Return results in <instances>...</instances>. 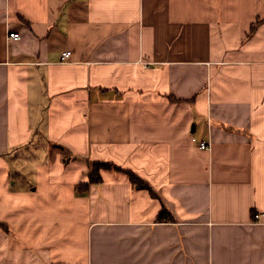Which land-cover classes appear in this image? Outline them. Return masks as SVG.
<instances>
[{
  "label": "crops",
  "instance_id": "crops-1",
  "mask_svg": "<svg viewBox=\"0 0 264 264\" xmlns=\"http://www.w3.org/2000/svg\"><path fill=\"white\" fill-rule=\"evenodd\" d=\"M0 264H264V0H0Z\"/></svg>",
  "mask_w": 264,
  "mask_h": 264
},
{
  "label": "trees",
  "instance_id": "trees-1",
  "mask_svg": "<svg viewBox=\"0 0 264 264\" xmlns=\"http://www.w3.org/2000/svg\"><path fill=\"white\" fill-rule=\"evenodd\" d=\"M110 167H114L116 169H124L125 171H127L129 173L130 179L133 181L134 184H136L138 187L148 188L154 193L151 186L146 181H144L141 177H139L136 173H134V171H132L130 169L123 168V167H121V166H119L113 162H110V161H95V162H93L91 165L90 173H89L90 180L92 182L99 181L101 179L100 169L101 168H110ZM162 210H165V209H162Z\"/></svg>",
  "mask_w": 264,
  "mask_h": 264
},
{
  "label": "built area",
  "instance_id": "built-area-1",
  "mask_svg": "<svg viewBox=\"0 0 264 264\" xmlns=\"http://www.w3.org/2000/svg\"><path fill=\"white\" fill-rule=\"evenodd\" d=\"M8 37L10 39L18 40V39H20L22 37V35H21V33L17 32V31H9ZM70 55H71V51L70 50L63 51L62 59H67V58L70 57ZM193 140L196 141V138L193 137ZM199 146L201 148H203V149L209 148L208 142H206L204 140L199 142ZM256 216H258V215H256Z\"/></svg>",
  "mask_w": 264,
  "mask_h": 264
},
{
  "label": "rangeland",
  "instance_id": "rangeland-1",
  "mask_svg": "<svg viewBox=\"0 0 264 264\" xmlns=\"http://www.w3.org/2000/svg\"><path fill=\"white\" fill-rule=\"evenodd\" d=\"M30 180V178H28Z\"/></svg>",
  "mask_w": 264,
  "mask_h": 264
}]
</instances>
